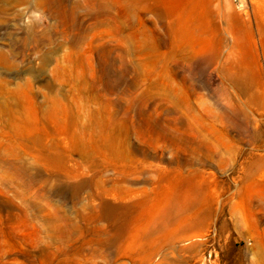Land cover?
Instances as JSON below:
<instances>
[{
	"label": "rangeland",
	"instance_id": "374dc122",
	"mask_svg": "<svg viewBox=\"0 0 264 264\" xmlns=\"http://www.w3.org/2000/svg\"><path fill=\"white\" fill-rule=\"evenodd\" d=\"M82 1L0 0V48L19 42L16 67L0 63V93L31 83L40 115L31 153L15 139L27 130L0 114V155H21L37 180L24 201L0 168V264H264V0H195L185 33V0H106L104 25L81 16L71 26L49 10ZM35 37L44 42L33 47ZM193 186L212 208L208 224L148 244L145 260L130 255L139 246L94 256L89 233L81 253L68 249V223L82 214L92 228L86 217L103 201L147 193L180 204Z\"/></svg>",
	"mask_w": 264,
	"mask_h": 264
},
{
	"label": "bare ground",
	"instance_id": "6f19581e",
	"mask_svg": "<svg viewBox=\"0 0 264 264\" xmlns=\"http://www.w3.org/2000/svg\"><path fill=\"white\" fill-rule=\"evenodd\" d=\"M27 1L28 0H13L16 5ZM46 1L48 0H39L40 4L46 3ZM185 3L188 4L184 5L181 9L178 18L180 19V25L177 24L180 28L177 30H181L183 33L187 32L185 30L187 29L188 24H190H187V22L199 18L196 10L197 5L195 3V0H185ZM36 7L38 8V4H35V9ZM112 9L113 5L107 3L106 0H83L82 2H77L75 4V7L72 8L62 7L57 4L56 6L51 5L49 7L50 13H52L54 16H57L61 23L68 21L71 26H77L78 24L80 25L79 18L81 16L94 19L97 21V24L104 25L108 23L109 20H111L113 11ZM103 17H105V20L103 19ZM175 27L176 26H174V28ZM175 37L179 38L176 35ZM16 41L18 42V40H15V42L10 44V46H8L7 48H0V63L5 68L9 69L11 67H16L14 64V59L17 56V53L15 51ZM32 42L33 47H37L39 43H42L44 41H40L35 37ZM21 44L23 45V42H21ZM98 58L100 60H104L105 62H109V57H107L104 52H100L98 54ZM76 60V57L69 55L68 61L71 64L76 63ZM4 84L0 93L1 117L8 115L14 118L19 123V132H24L25 130H27L24 133L27 134L26 136H21V133L16 135V144L18 146H22V144H25L28 147L26 150L32 153L35 150L34 146L36 142L34 134L30 133H32V129H35L40 123L39 103L37 98L38 93L32 88V85L29 82L26 83V85L17 83L16 87L13 89L4 87ZM83 86L84 91H87V93L88 91H92L96 95L95 97L98 96V92L100 91V89L95 83L88 84L87 82H84ZM55 96L60 99L64 98V95L62 94ZM185 97L184 99H182V104L184 106H187L189 105V102ZM24 103H26V110L22 111V106L24 105ZM29 117H32L34 121H31ZM30 122L32 123L31 126ZM25 138L27 140L23 142V139ZM27 143L29 145H27ZM0 168H5L4 173H2V183H9L10 177L12 179H17L23 187V192L20 194L21 198L26 201L29 200V198L34 197L32 191L37 184V180L33 172L34 168L33 166L26 165L21 155H14L9 151H6L3 155H0ZM135 171L136 170H134V172ZM192 188L193 189L190 188V191L185 188L187 190L186 196L185 199L182 200L183 202L180 204L172 203L167 205L163 202L161 204L157 202L160 199H158L156 203L155 201H152L153 203H150L151 195H148L147 193L144 194V197L141 200L131 201L125 204H119L112 201H103L99 214L91 217H86V219L90 223H92V228H85L80 224L79 221L85 218L82 214L77 217V220L70 221L68 223V229L65 236V239L68 242L67 244H69L67 245L68 249L72 247L73 243H78L77 253H81L84 249V244L87 243L82 239V236L85 233H89L92 235V238L89 239V241L94 242L96 245H98L99 248L97 250L93 249V254H95L94 256L99 253L98 251L102 253H110L113 249H118L117 252L122 253L124 252V250H126L127 247L139 246L136 251H131L130 255L134 258H137L141 262L145 260L148 257L150 251H152V249L150 250V248H147L148 244H162L168 239V235L173 237L176 234H185L188 231L200 229V226H206V224H208L210 215L212 213V208L211 206H209V203V205L205 204L203 198L204 195L198 191L199 189L197 190L196 186H193ZM104 191H106V194L111 193L110 189ZM133 195H135V193H133ZM154 195L156 197L157 194ZM173 195L174 194H172L171 196ZM2 203H5V206L8 205V201H4ZM2 209L3 207L0 206V210ZM156 213L160 215L158 217L157 214L158 218L154 217ZM100 220L107 221L108 225L106 227H100L96 225L95 222L97 223V221ZM235 226L239 229L238 222H235ZM126 241H128V245L125 244Z\"/></svg>",
	"mask_w": 264,
	"mask_h": 264
}]
</instances>
